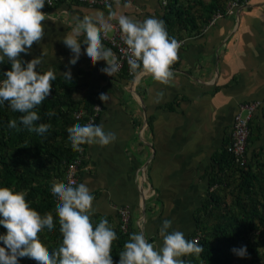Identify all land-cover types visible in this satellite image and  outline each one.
Segmentation results:
<instances>
[{
	"label": "crops",
	"instance_id": "0c3cea01",
	"mask_svg": "<svg viewBox=\"0 0 264 264\" xmlns=\"http://www.w3.org/2000/svg\"><path fill=\"white\" fill-rule=\"evenodd\" d=\"M112 11L143 20L161 18L162 6L159 0H129L111 7L70 2L54 6L42 22L44 37L21 57L42 55L38 71L51 67L58 76L78 77L74 99L94 95L101 105L96 123L116 134L107 145L86 144L90 171L79 183L98 192L92 214L118 221L119 209L125 208L132 230L145 232L157 245L163 242L159 228L165 219L172 220L170 231L179 229L188 238L194 212L207 195L211 156L228 144L234 113L241 104L264 100V0H247L205 32L183 37L168 84L125 71L110 76L100 71L106 62L92 65L83 47L79 63L69 68L72 57L64 36L75 23L97 14L108 17ZM112 33L107 31L108 36ZM102 92H108L105 101L99 98ZM255 117L264 133L262 112Z\"/></svg>",
	"mask_w": 264,
	"mask_h": 264
},
{
	"label": "clouds",
	"instance_id": "9594fccd",
	"mask_svg": "<svg viewBox=\"0 0 264 264\" xmlns=\"http://www.w3.org/2000/svg\"><path fill=\"white\" fill-rule=\"evenodd\" d=\"M45 2L0 0V64L6 60L10 63V68L5 69L0 78V105L7 103L12 110L22 113L18 117L20 125L17 119H12L8 122L10 128L22 126L41 136L48 133L50 125L35 123L40 120L36 108L50 96L56 72L51 67L43 72L37 70L42 55L24 60L21 53H27L33 43H39L45 35V24L42 23L47 18V13L42 11ZM113 18L118 20L126 45L124 51L130 72L137 77L151 75L154 80L168 84L173 76L170 65L177 59L179 41L175 37L169 38L165 21L155 16L136 20L112 11L108 17L97 14L75 23L72 31L63 38L72 57L69 68L77 66L83 47V56L92 65L100 60L106 62L100 71L112 76L119 70V58L102 42V35L111 29ZM64 79L72 82L70 74L64 73ZM99 98L107 100L108 92L100 93ZM115 138L116 134L105 131L102 123L89 122L71 129L67 143L73 151H81L84 144L107 145ZM51 195L59 205L55 213L62 242L49 253L38 237L56 231L52 216L41 218L37 215L29 206L25 191L0 185V225L6 229L0 233V264H21L22 261L31 264H114L111 246L117 233L106 216L93 225L94 194L88 185L83 182L53 184ZM170 228L172 220H163L159 228L163 242L159 245L150 242L143 231L130 233L116 264H192L184 257L198 256L204 246L195 238H186L183 231H170ZM232 251L241 257L248 254L246 245L233 247Z\"/></svg>",
	"mask_w": 264,
	"mask_h": 264
},
{
	"label": "trees",
	"instance_id": "16d2710c",
	"mask_svg": "<svg viewBox=\"0 0 264 264\" xmlns=\"http://www.w3.org/2000/svg\"><path fill=\"white\" fill-rule=\"evenodd\" d=\"M233 0H166L160 15L165 21L169 38L177 40L185 36L201 33L210 17L217 12L224 14L227 4ZM239 4L247 0H235ZM68 2L54 0L52 6L47 1L42 11ZM73 3V2H70ZM76 4V3H73ZM10 63L0 64V78ZM123 74V73H122ZM71 76L72 82H66L64 76L56 75L52 81V91L36 110L40 122L50 125L46 135L30 132L27 128H10L8 122L22 115L5 103L0 105V185L23 190L30 208L41 218L51 215L56 226L52 234L43 233L38 237L41 245L51 253L62 242L58 217L51 195L53 184L62 185L67 169L72 165L79 151H73L67 143L68 132L77 124L88 123L93 107L98 104L94 95L81 100L74 99V93L80 89L78 77ZM101 106V105H100ZM262 112L264 107L257 112ZM101 112V110H100ZM100 112L94 118L96 123ZM256 112V113H257ZM79 114V117H76ZM259 117L253 116L248 122L246 146L247 162L240 166L227 149V144L211 156L210 172L207 175V195L194 212L193 230L188 239H197L204 251L197 255H186L192 264H263L264 252V139ZM264 121V120H263ZM264 124V122H263ZM261 142V143H260ZM86 144L82 145L85 154ZM89 162L83 159L78 168L79 181L90 171ZM94 199L98 192H93ZM107 217L110 226L117 233L112 242L113 262L119 260V253L125 242L134 232L130 222L126 231L121 229L120 217L115 221L112 216L92 214L93 225L99 219ZM6 232L0 225V233ZM247 246L246 256H237L233 247Z\"/></svg>",
	"mask_w": 264,
	"mask_h": 264
},
{
	"label": "built area",
	"instance_id": "2783aa9c",
	"mask_svg": "<svg viewBox=\"0 0 264 264\" xmlns=\"http://www.w3.org/2000/svg\"><path fill=\"white\" fill-rule=\"evenodd\" d=\"M47 6H52L54 4V0H46ZM68 2H73L78 5H83L87 7H105L109 5L119 4V3H125L129 0H67ZM161 3L162 8L166 5V0H159ZM247 2V1H246ZM245 3L239 4L237 1L233 0L227 4L226 10L224 14H221L217 12L212 17H210L208 23L201 32H205L209 28H211L219 18L224 16H232L234 15L235 11L238 8H241L242 6H245ZM112 23L111 29L113 30V33L111 35H107V32L102 35V40L106 42L110 48L113 49L114 53L120 60V68L116 72V74H121L123 71H125L126 74L129 76H133L134 74L130 72L129 65L127 62V56L125 54L124 49L126 48V45L124 44L121 34H120V28L118 23ZM179 41V50L181 49L182 45L184 44V39H178ZM98 105V104H96ZM100 106V105H99ZM264 107V100L262 101H253L245 104L239 105L237 111L234 113L232 117V126H231V135L229 139V143L227 146L228 151L232 153L234 156L235 161L240 165L244 166L247 162V155H246V146H247V138L249 134L248 130V122L253 118V116L256 114V112ZM101 106L97 108L96 106L93 107V113L91 117L89 118V122H93L94 118L97 116L98 112H100ZM243 113L245 116H243ZM79 117V114L76 116ZM85 154L81 150L79 151V156L77 157L76 161L70 165L67 169L66 176L64 179L63 184H67L69 182H74V184L79 183V175H78V168L81 165V162L83 159H85ZM62 184V185H63ZM54 203L58 205V202L54 199ZM118 215L120 217V224L121 229L123 231H126L128 228V224L130 221V214L127 209L121 208L118 211Z\"/></svg>",
	"mask_w": 264,
	"mask_h": 264
},
{
	"label": "rangeland",
	"instance_id": "374dc122",
	"mask_svg": "<svg viewBox=\"0 0 264 264\" xmlns=\"http://www.w3.org/2000/svg\"><path fill=\"white\" fill-rule=\"evenodd\" d=\"M256 101H258V100H256ZM259 101H261V100H259ZM255 102V101H254ZM243 116H245V114L243 113ZM263 128V127H262ZM263 135H264V133H263ZM263 264H264V252H263Z\"/></svg>",
	"mask_w": 264,
	"mask_h": 264
}]
</instances>
